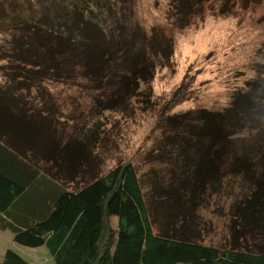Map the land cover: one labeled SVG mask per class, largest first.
<instances>
[{
	"label": "trees",
	"instance_id": "1",
	"mask_svg": "<svg viewBox=\"0 0 264 264\" xmlns=\"http://www.w3.org/2000/svg\"><path fill=\"white\" fill-rule=\"evenodd\" d=\"M37 1L39 14L31 13L28 26L17 15L7 16L0 4V25L10 31L0 55L6 62L0 87V229L10 230L20 245L45 246L54 264H264V81L247 82L221 111L160 116L162 140L146 159L150 165L167 162L169 182L160 187L150 181L159 201L152 208L131 162L96 175L86 143H72L66 151L52 137L56 109L43 85L81 78L102 93L97 106L103 112L125 111L132 100L148 97L157 67L173 54L171 40L160 28L148 35L133 21L134 0ZM203 2L171 0L167 19L179 29L189 27ZM51 162L58 170L63 166L62 180L81 175L83 185H59L43 215L20 223L18 199L34 189L37 177L57 176ZM235 181L243 195L229 209L232 241L222 247L202 243L193 230L198 199L207 202L224 192L230 198ZM158 207L165 208L164 232L153 226ZM1 264L33 263L8 249Z\"/></svg>",
	"mask_w": 264,
	"mask_h": 264
},
{
	"label": "rangeland",
	"instance_id": "2",
	"mask_svg": "<svg viewBox=\"0 0 264 264\" xmlns=\"http://www.w3.org/2000/svg\"><path fill=\"white\" fill-rule=\"evenodd\" d=\"M170 1L134 0L133 21L138 22L148 35L152 28H160L173 44V54L165 66L157 67L145 100L143 97L138 101L132 100L125 111L103 112L97 106V98L102 93L90 87L84 79L49 81L43 85L56 109V117L49 126L52 137L66 151L73 147L72 143H86L91 153L89 164L96 175H104L120 163L131 162L142 180L151 207L159 201L152 196L155 191H150V181L158 185L166 181L168 185L169 182L170 166L167 162L157 160L150 165L146 159L157 140H162L163 130L158 126L160 116L199 108L221 111L229 105L234 93L245 91L247 82L264 81V0H204L199 15L183 29L167 19ZM41 3L37 0H0L9 12L7 16L17 15L23 22L27 20V26L32 20L31 13L38 16ZM6 27L0 25V55L10 39V31ZM5 66L6 62L0 58V87L5 82ZM31 98L39 105L41 97L38 91L33 89ZM42 163L40 161L39 165ZM51 164L52 173L58 177H46L42 173L44 175L34 181L35 190L27 191L18 199L17 211L23 215L20 223H30L43 215L59 185L69 189L83 185L81 175L74 181L68 177L62 180L63 166L58 170ZM84 167L88 169L87 165ZM92 171L89 170L86 178ZM231 184L230 198L224 192L227 197L211 194L207 202L204 198L198 199L201 204L194 210L193 230L204 244L222 247L232 241L229 229L233 221L229 209L231 202L243 194L238 181ZM167 185L164 188H168ZM157 209L159 212H153V226L155 232H164L169 226L161 216L165 214V208ZM111 226L116 227L115 217L111 218ZM239 227L236 224V229ZM252 241L248 239V243ZM8 249L33 264H54L45 246L31 248L20 245L14 242L10 230L0 229V264Z\"/></svg>",
	"mask_w": 264,
	"mask_h": 264
}]
</instances>
